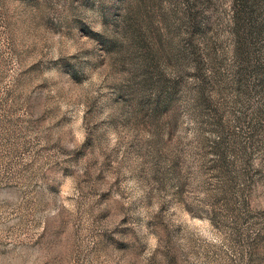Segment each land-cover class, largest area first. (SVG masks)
<instances>
[{"label":"rangeland","instance_id":"obj_1","mask_svg":"<svg viewBox=\"0 0 264 264\" xmlns=\"http://www.w3.org/2000/svg\"><path fill=\"white\" fill-rule=\"evenodd\" d=\"M0 264H264V0H0Z\"/></svg>","mask_w":264,"mask_h":264}]
</instances>
